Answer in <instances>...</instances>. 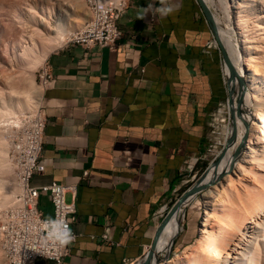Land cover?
<instances>
[{
	"label": "crops",
	"instance_id": "0c3cea01",
	"mask_svg": "<svg viewBox=\"0 0 264 264\" xmlns=\"http://www.w3.org/2000/svg\"><path fill=\"white\" fill-rule=\"evenodd\" d=\"M125 2L114 50L67 43L45 60L54 83L40 99L44 170L31 184L71 188L65 201L76 208V238L64 243L61 264L140 261L222 98L213 34L197 0ZM38 209L51 216L47 193Z\"/></svg>",
	"mask_w": 264,
	"mask_h": 264
},
{
	"label": "bare ground",
	"instance_id": "6f19581e",
	"mask_svg": "<svg viewBox=\"0 0 264 264\" xmlns=\"http://www.w3.org/2000/svg\"><path fill=\"white\" fill-rule=\"evenodd\" d=\"M27 1L20 0L24 4L23 17L17 18L22 20L19 21L21 24L18 23L20 26L9 20L8 23L2 20L6 23L2 34L6 37V47H9L7 51L12 52L13 56L16 51H20L18 55L23 60L26 59L32 71L38 65H43L47 56L61 48L70 40L71 35H83L84 30L93 26L95 6L91 2L70 0L73 7L71 14L70 8L64 3L66 0H30L32 4ZM202 1L210 11L217 39L227 53L224 72L231 93L225 109L233 117V123L226 132L224 149L219 153L218 161L210 165L196 185L199 188L212 185L201 196L205 208L201 213L203 219L198 236L173 253L165 264H264V0ZM216 2L226 13L225 28L220 27V19L212 12ZM230 3L232 5L227 6ZM13 4V0H0V18L10 17L11 10L8 7ZM16 4L18 5V2ZM228 7L234 9L235 22H230ZM66 13L73 15L74 23L65 24ZM16 15L14 14V17L18 16ZM17 57L15 54L12 61L18 63ZM32 82L28 89L25 86L20 89L14 82V86L19 88L18 92L13 89L14 86L9 87L13 89L11 93H17L19 96L16 94L18 97L15 98L14 95V99L9 100V103L2 101V120L6 116H10V119L11 116L17 117L25 111L34 112L29 119L38 113L41 109V95L46 88L40 84L33 86ZM9 84L12 86L11 82ZM221 110L220 108L219 112ZM233 137V142L228 144L229 139ZM245 138L248 140V146H245V152L240 157L238 149ZM34 139L35 130H27V140ZM12 148L14 160V145ZM192 162L189 168L193 165ZM14 163L16 172L20 171V163ZM1 168L3 166H0ZM16 182L15 191L17 186L23 185V175H16ZM3 188H6L5 182L0 181V189ZM11 190L5 189L4 194L2 193L3 201L0 202V207L10 202L9 197H12L14 191ZM195 196L196 194L189 195L164 226L151 258L152 264L156 261V251L171 248L179 231L183 208ZM3 219H8V212H5ZM9 228L10 221L1 222L0 240L4 252L2 263L5 259L8 264H16L14 255L8 253V246L16 244V235H10Z\"/></svg>",
	"mask_w": 264,
	"mask_h": 264
},
{
	"label": "built area",
	"instance_id": "2783aa9c",
	"mask_svg": "<svg viewBox=\"0 0 264 264\" xmlns=\"http://www.w3.org/2000/svg\"><path fill=\"white\" fill-rule=\"evenodd\" d=\"M125 1L85 0L95 6L93 26L84 30L83 35L72 36L67 43L114 50L121 36L117 23L126 9ZM37 79L46 89L53 85L54 77L47 64L40 67ZM45 123V113L41 108L27 121L13 144L14 161L20 163L17 175H23V185L17 186L12 205L7 211L8 219L0 223L10 221L8 233L16 235V244L8 246V253L14 255L16 264H30L38 259L61 264L68 253L64 243L76 238L71 229L76 220V208L74 203L65 201V193L71 188L54 181L42 187L31 184L32 177L44 170L39 158ZM27 130H35L34 140H27ZM86 175L84 171L83 176ZM42 193L50 197L52 214L49 217L38 209Z\"/></svg>",
	"mask_w": 264,
	"mask_h": 264
},
{
	"label": "rangeland",
	"instance_id": "374dc122",
	"mask_svg": "<svg viewBox=\"0 0 264 264\" xmlns=\"http://www.w3.org/2000/svg\"><path fill=\"white\" fill-rule=\"evenodd\" d=\"M28 1H27V3L32 4L30 0H28ZM69 1L70 0H66V1H64V3H66L68 8H70L69 12L72 14L73 7L70 5ZM227 1L228 0H226V2ZM17 2H18V5L16 4ZM13 3H14L13 6L10 5L8 7L6 5V8L8 7V9L11 10L10 11L11 13L7 12V13H10L9 14L10 17L7 16V17H4V19L0 18V92H1L0 104H2L3 100H4V102L7 101L9 103L10 102L9 100L14 99V97L17 98L19 96L17 93L16 94L18 96L15 93L14 94L11 93L13 91V89H17L16 90L17 92H18V89L19 88L22 89L23 86H25L28 89V88H30L29 84L31 83V81H33L32 82L33 86L34 85L39 86L37 75H38L40 67L42 66V65H38L34 69V71H32V69H29L28 64L26 63V59L23 60L19 56L20 51L15 52L16 57L18 56L17 57V59L19 60V62L17 60L18 63L12 61L13 57H15V54L13 56L12 52H10L9 50L7 51V49H9V47L7 48L6 47L7 42L6 43L4 42L6 37L2 34L3 28L5 27V24L8 23L7 22L8 20L10 22H13V24L17 23L16 26L19 27L20 26L19 24H21L22 20H17V18L21 19V17H23V12H24L23 11V9H24L23 2H20V0H17V1L15 0V2H14V0H13ZM229 5L231 6L232 4L230 3L227 6H229ZM8 9H6V10L8 11ZM14 10L15 11L17 10V12L15 13ZM212 10H213L212 12L215 13V15L220 19V23H221L220 27L225 28L226 26L224 23L226 22L225 21V17H226L225 14L226 13H224L222 6L216 2L214 4V6L212 7ZM13 12L15 15L17 14L19 17L20 16L21 17L19 18L17 15H16L17 17H14ZM233 12H234V9H231L228 7V13L230 14V20H231L230 22L231 23L233 21L235 22V16L236 15ZM15 18L17 21L15 20ZM64 18H65V20H64L65 24H69V23L74 21L73 15L70 16L68 13H66V15H64ZM13 19L15 22L12 21ZM2 20L4 22L6 21V23H4ZM19 21H21V22L19 23ZM209 27H210V25H209ZM210 29H211V27H210ZM72 36H74V35H71V37ZM4 37H5V39H4ZM69 39H71V38L69 37ZM67 42L65 44H67ZM10 45H12V44H10ZM211 48L216 53L217 59H218L219 77H220V81L222 84V98H221L220 103L217 105L216 110L214 112L213 121H212V125L209 129L206 145H205L199 159L196 161L195 165L190 170H186L185 172H183V174L179 178L178 183L176 184V187L170 189V192L168 195L169 197H168L167 203L165 205V211L163 212V217L165 216L167 211L170 209V207L177 201V199L187 189L191 188L192 186L199 184V182L202 180L203 176L205 175V173L208 170V168L210 167V165L212 163H215L218 161L219 153L224 149L226 132H227V130H229V128L231 127V125L233 123V117H231L230 113L225 109V104H227V100H229V96L231 93V92L229 93L230 90H229V86H228L226 76H225V72H224V66H225L224 61H225V56L227 57V53H226V50L224 49V47L222 46V44L219 41H217V39H215L213 36H212V41H211ZM5 49H6V51H5ZM11 55H12V58H11ZM8 57L11 61L8 59ZM27 62H28V60H27ZM25 63H26V65H24ZM44 64H46L45 61H44ZM5 76H7V77H5ZM13 81L16 82L17 85H19L18 86L19 88L17 86H14L16 83L13 84L14 83ZM23 81L25 82L24 84H23ZM10 82H11L12 86H10V84H9ZM20 85H21V87H20ZM13 86L15 88H13ZM9 87H11L13 89H11ZM16 91H14V92H16ZM10 93H11V95H10ZM1 95H2V98H1ZM14 95H16V96H14ZM220 108L222 109L221 112H219ZM32 113H34V112H32ZM32 113L25 111L21 115L19 114L17 117L11 116V119H10V116H8L9 119L6 116L5 118H3V120L0 117V121L4 122V124H2L3 122L0 123V160L2 161V163L4 162V164H2L0 161V164H1L0 166L1 167L3 166V168L0 169L1 170L0 171V181L5 182V187H6L5 189L14 190L16 188L17 172H16L14 160H12L13 159V157H12V155H13L12 149L13 148L12 147H13L15 140L20 136L22 129L26 125V123L29 120V117H30V115H32ZM6 119H8V121H6ZM18 119H20V120H18ZM17 122H18V124H17ZM19 122H20V124H19ZM5 124H7V125L11 124V125L6 126ZM234 138L235 137L229 139L228 144L232 143L233 142L232 140H234ZM246 140H247L246 138L242 140V144H241L240 148L238 149V155L240 157H242V155L245 152V146L246 147L248 146V140L247 141ZM211 186L212 185L209 184L206 187L201 188V190L196 193V196L193 198V200H191V202L186 207L183 208V215L179 221L178 234L173 239L171 248H169V249L167 248L165 250H160V251L155 252L156 264H161V263L165 264L167 261L170 260L173 253L178 252L183 246L191 243L195 238H197L200 223H201V220L203 219V215H201V213L203 212V209L205 208L203 205V200H202L201 196ZM5 189L4 188L0 189V202L3 201V199H2L3 197H1V196L4 194ZM15 192H17V191L14 190L13 195H11L13 198L9 197L10 202H8L7 204L2 205L0 207V221L2 220L5 212H7V210L11 207L14 196L16 194ZM150 244L148 246H150ZM1 246L2 245H1V240H0V264H8L5 259H4V262L2 263V260H3L2 254L4 252H3V249ZM1 250H2V252H1ZM4 257H5V255H4Z\"/></svg>",
	"mask_w": 264,
	"mask_h": 264
},
{
	"label": "water",
	"instance_id": "95a60500",
	"mask_svg": "<svg viewBox=\"0 0 264 264\" xmlns=\"http://www.w3.org/2000/svg\"><path fill=\"white\" fill-rule=\"evenodd\" d=\"M201 11L203 12L206 21L208 22V24L211 27V31L213 34V37L215 39H217L216 36V30L212 25V17L210 14V11L208 10V8L206 7V5L203 3L202 0H197ZM218 41V39H217ZM226 58V56H225ZM201 188L195 186H192L191 188L187 189L178 199L177 201L170 207V209L167 211V213L165 214V216L163 217L162 221L160 222V224L158 225L154 235H153V239L151 241V244L149 246V248L147 249L146 253L143 255V257L140 259L139 262H137L136 264H139L140 262H142V264H152L151 263V258L154 256V250H155V246L158 240V237L160 235V233L162 232L164 226L166 225V223L168 222V220L171 218V216L176 212V210L183 204V202L189 197V195L191 194H196L198 191H200ZM154 264H156V261L154 262Z\"/></svg>",
	"mask_w": 264,
	"mask_h": 264
}]
</instances>
